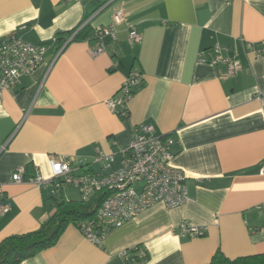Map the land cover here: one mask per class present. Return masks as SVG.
<instances>
[{
	"label": "crops",
	"instance_id": "crops-1",
	"mask_svg": "<svg viewBox=\"0 0 264 264\" xmlns=\"http://www.w3.org/2000/svg\"><path fill=\"white\" fill-rule=\"evenodd\" d=\"M104 1L0 0V41L47 46L41 64L0 94V185L10 203L0 213V241L38 229L56 210L54 196L81 201L72 185L54 193L50 184L10 181L18 168L49 178L58 157L74 174L100 176L120 165L133 128L150 123L175 138L172 164L187 176L189 200L157 202L99 244L70 223L53 246L19 264H205L217 249L228 258L264 253V111L255 98L264 93V57L254 53L264 39V0H112L100 8ZM118 7L124 19L115 24ZM80 24L91 32L112 25L115 39L104 37L98 55L93 35L59 52L63 43L53 39ZM216 45L240 70L226 76V63H212ZM132 69L143 82L121 118L105 101ZM182 220L206 227L205 235L177 236ZM134 246L145 262L139 250L124 257Z\"/></svg>",
	"mask_w": 264,
	"mask_h": 264
},
{
	"label": "built area",
	"instance_id": "built-area-1",
	"mask_svg": "<svg viewBox=\"0 0 264 264\" xmlns=\"http://www.w3.org/2000/svg\"><path fill=\"white\" fill-rule=\"evenodd\" d=\"M111 1H104L100 8L107 6ZM123 19V9L116 8L113 15L114 23L119 24ZM73 35L74 33L64 40L59 52L71 42ZM92 35L95 45L91 53L98 55L104 51L103 38L108 36L115 39V30L112 25L96 26L92 30ZM129 37L135 41L140 40V34L135 29L129 31ZM46 49L44 43H31L19 37H9L0 41V94L6 88L17 86L24 74L41 64ZM221 50L222 48L217 45L213 48L212 63H226L225 75H233L240 70L241 63L238 59L223 57L220 54ZM206 53L199 52L197 58L199 62H206L204 58ZM254 53L258 57H264V39ZM142 82V73L132 69L119 86L118 95L105 101L107 108L120 117L127 116V101ZM255 98L260 101L264 111V93L258 92ZM174 143L175 138L172 134H155L152 124L142 123L133 128L128 145L120 150V165L100 176L88 172L74 174L67 161L56 157L51 160L49 178H44L37 170L32 176L25 177L24 168L20 167L12 174L10 181L27 182L40 188L50 184L54 188L52 191L54 193L65 185H72L78 190L80 199L86 202L97 191L108 190L109 194L101 200L95 217L78 222V228L84 237L99 244L109 229L120 226L157 202L163 203L167 208H174L189 200L187 176L172 164L175 156L172 149ZM6 144L7 140L0 144V153ZM106 159L113 161V156L110 155ZM9 208L10 203L0 185V213L7 212ZM174 230L180 237H201L206 233V227L194 225L188 220L179 222ZM133 250H139L140 263L147 260L146 251L139 246L124 250V257L129 259V253Z\"/></svg>",
	"mask_w": 264,
	"mask_h": 264
},
{
	"label": "trees",
	"instance_id": "trees-1",
	"mask_svg": "<svg viewBox=\"0 0 264 264\" xmlns=\"http://www.w3.org/2000/svg\"><path fill=\"white\" fill-rule=\"evenodd\" d=\"M80 25L70 31L59 33L53 41L63 43L64 39L73 33L71 41L91 39V29L86 24ZM124 117L126 116L121 118ZM107 194H109L108 190H99L87 202L82 200L71 202L63 198L58 200L54 196L56 210L38 229L9 235L0 241V264H19L38 252L53 246L68 224L73 223L78 227V222L94 218L97 207ZM136 251L133 250L132 252ZM205 264H264V253L228 258L221 250L217 249L210 261Z\"/></svg>",
	"mask_w": 264,
	"mask_h": 264
},
{
	"label": "rangeland",
	"instance_id": "rangeland-1",
	"mask_svg": "<svg viewBox=\"0 0 264 264\" xmlns=\"http://www.w3.org/2000/svg\"><path fill=\"white\" fill-rule=\"evenodd\" d=\"M74 202H78V201H74Z\"/></svg>",
	"mask_w": 264,
	"mask_h": 264
}]
</instances>
